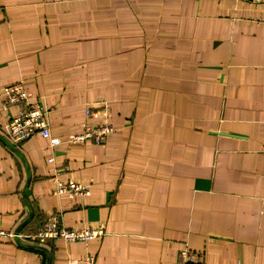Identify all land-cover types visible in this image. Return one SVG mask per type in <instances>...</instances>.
<instances>
[{
  "label": "crops",
  "instance_id": "0c3cea01",
  "mask_svg": "<svg viewBox=\"0 0 264 264\" xmlns=\"http://www.w3.org/2000/svg\"><path fill=\"white\" fill-rule=\"evenodd\" d=\"M16 82L48 109L52 136L10 141ZM100 119L114 127L105 143L70 140ZM0 133L20 151L0 138L2 228L27 221L25 192L21 231L52 215L105 227L39 244L51 264H264V2L0 0ZM46 262L0 239V264Z\"/></svg>",
  "mask_w": 264,
  "mask_h": 264
},
{
  "label": "built area",
  "instance_id": "2783aa9c",
  "mask_svg": "<svg viewBox=\"0 0 264 264\" xmlns=\"http://www.w3.org/2000/svg\"><path fill=\"white\" fill-rule=\"evenodd\" d=\"M252 1L264 2V0ZM4 91V105L17 106V112L13 115L6 128L7 136L12 143L21 145L36 133L44 137L52 136L48 109L40 101L31 97L22 82L6 85ZM86 113L97 116V110H93L91 107L86 109ZM105 113L107 115L106 110ZM113 131L114 127L108 119H100L91 125H87L82 132L72 135L70 140L74 143L88 140H93L96 143H105ZM53 159V157L50 158V160ZM57 190L59 193L67 192L70 195L79 196H85L91 192L89 184L76 181L62 182L60 180H57ZM105 232L103 224L87 225L82 228L66 227L55 215L49 216L35 233L20 231L16 234V230H6L0 225V239L15 240L14 237L17 235L20 240L32 244H41L56 238H62L66 241H88L104 235ZM181 256L185 260L196 259L201 261L203 259V254L200 251H193L188 248L181 251ZM95 258L94 255L89 254L85 258L75 259L73 263L93 264Z\"/></svg>",
  "mask_w": 264,
  "mask_h": 264
},
{
  "label": "water",
  "instance_id": "95a60500",
  "mask_svg": "<svg viewBox=\"0 0 264 264\" xmlns=\"http://www.w3.org/2000/svg\"><path fill=\"white\" fill-rule=\"evenodd\" d=\"M0 138L3 139V141H5V143H7L9 145V147H11V149H13L16 153H18L20 155V151L17 147H15L10 141H8L1 133H0ZM29 185V182L27 183V186ZM25 196H26V199L28 201V204H29V208H30V214L28 216V219L25 223H27L33 216V208L27 198V193L25 192ZM25 223H23V225H21V227H19L17 230H16V234H18L22 228L24 227ZM14 239L17 241V243H19L20 245L24 246V247H27V248H31V249H36V250H40L42 252H44L46 255H47V262L46 264H51L52 262V253L50 252L49 249H47L46 247H44L43 245H39V244H32V243H27V242H24L22 240L19 239V237L16 235L14 237Z\"/></svg>",
  "mask_w": 264,
  "mask_h": 264
}]
</instances>
